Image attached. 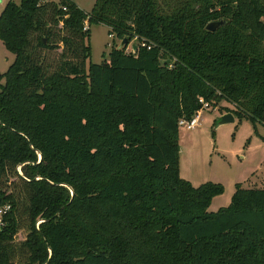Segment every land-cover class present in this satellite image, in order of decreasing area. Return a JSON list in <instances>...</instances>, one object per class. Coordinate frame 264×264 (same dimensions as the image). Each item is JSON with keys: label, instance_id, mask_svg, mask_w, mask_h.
<instances>
[{"label": "trees", "instance_id": "1", "mask_svg": "<svg viewBox=\"0 0 264 264\" xmlns=\"http://www.w3.org/2000/svg\"><path fill=\"white\" fill-rule=\"evenodd\" d=\"M86 21L137 47L87 65ZM0 38V264H264V187L179 172L200 96L264 122V0H8Z\"/></svg>", "mask_w": 264, "mask_h": 264}, {"label": "rangeland", "instance_id": "2", "mask_svg": "<svg viewBox=\"0 0 264 264\" xmlns=\"http://www.w3.org/2000/svg\"><path fill=\"white\" fill-rule=\"evenodd\" d=\"M0 0V12L5 2ZM19 2L20 0H15ZM58 1V0H54ZM80 7L90 12L96 0H75ZM88 24V21H86ZM91 53L87 61L102 62L109 57L114 45L121 47L122 39L115 33H110L109 26L104 23L90 24L89 38ZM138 43L133 38L126 44V51L130 52ZM60 49H50L46 53L49 60H56ZM15 54L10 51L0 38V72L8 69ZM4 81V78H0ZM225 102V101H222ZM222 105V104H220ZM223 112L219 105L202 111L199 124L193 128L179 126V172L192 184L199 185L211 180L223 185V192L215 195L208 207L209 211H217L227 207L236 190V184L245 186L264 187V122L252 121L248 117H237L233 121L219 123ZM39 224V223H38ZM25 228H22L16 241L24 239ZM20 250L15 256L23 261L25 255Z\"/></svg>", "mask_w": 264, "mask_h": 264}, {"label": "built area", "instance_id": "3", "mask_svg": "<svg viewBox=\"0 0 264 264\" xmlns=\"http://www.w3.org/2000/svg\"><path fill=\"white\" fill-rule=\"evenodd\" d=\"M66 8V7H64ZM89 25H87L85 23V28H87ZM142 44L144 45L145 42H142ZM133 50V49H132ZM200 102L202 103L201 106L196 110V112L194 113V115L191 118H181L179 120V125H184L187 128H193L195 126H197L199 124L200 121V117L202 114V111L206 108H210L212 106V103L210 101H206L204 99V97L200 96ZM21 170V169H20ZM11 209V204L10 203H0V227L4 224V219H5V215L10 211ZM41 220H39L37 222H40Z\"/></svg>", "mask_w": 264, "mask_h": 264}, {"label": "water", "instance_id": "4", "mask_svg": "<svg viewBox=\"0 0 264 264\" xmlns=\"http://www.w3.org/2000/svg\"><path fill=\"white\" fill-rule=\"evenodd\" d=\"M222 21L219 20V21H211L207 24V28L208 29H211V30H214ZM127 43V39L124 38L122 40V43H121V46L125 45ZM137 45L134 46V48H136ZM235 119V116L232 112H225L223 113V115L221 116V119L219 120V123H224V122H227V121H233Z\"/></svg>", "mask_w": 264, "mask_h": 264}, {"label": "crops", "instance_id": "5", "mask_svg": "<svg viewBox=\"0 0 264 264\" xmlns=\"http://www.w3.org/2000/svg\"><path fill=\"white\" fill-rule=\"evenodd\" d=\"M5 4H6V2H5ZM5 4H4V6H5Z\"/></svg>", "mask_w": 264, "mask_h": 264}]
</instances>
